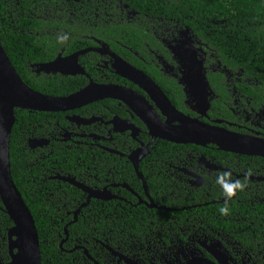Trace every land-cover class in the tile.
<instances>
[{
	"label": "flooded vegetation",
	"instance_id": "flooded-vegetation-1",
	"mask_svg": "<svg viewBox=\"0 0 264 264\" xmlns=\"http://www.w3.org/2000/svg\"><path fill=\"white\" fill-rule=\"evenodd\" d=\"M152 31L155 44L146 45V54L126 48L138 60L121 57L95 40L96 45L84 50L106 46L112 53L108 49L93 51L89 53L97 57L80 58L87 53L78 59L85 72L80 75L89 81L87 87L94 84L128 89L143 98V102L132 103L136 109L114 99L99 100L59 112L62 117L54 123L48 121L38 134L50 139H31L48 142L30 146L32 149L47 148L55 142L54 148L76 149L85 160L66 167L69 173L63 168L49 177L82 192L71 210L62 214L72 218L60 243L65 264H264V219L258 209L264 203V157L237 154L254 157L246 160L219 154L227 152L215 145L187 144L191 146L175 156L181 160L167 163L159 173L155 171L164 175V194L155 199L145 177L148 168L144 161L159 139L152 142V131L141 115L148 113L146 104L164 122L171 114L155 92L118 75L111 54L150 78L177 112L244 137L264 139V86L242 70H229L189 28L156 24ZM189 51L194 63H202V82L185 57ZM172 124L177 126L178 122ZM199 149L209 150L202 153ZM237 183L241 188L228 193L227 188ZM164 200L173 206H187L172 208L163 204ZM93 203L120 207V212L115 210L117 215H142L139 231L132 233L129 228L121 235L115 226L112 234L71 238L68 227L84 218ZM221 208L227 212L222 213Z\"/></svg>",
	"mask_w": 264,
	"mask_h": 264
},
{
	"label": "trees",
	"instance_id": "trees-1",
	"mask_svg": "<svg viewBox=\"0 0 264 264\" xmlns=\"http://www.w3.org/2000/svg\"><path fill=\"white\" fill-rule=\"evenodd\" d=\"M156 24L189 28L229 70H242L256 80V84L264 86V0H0L2 47L23 82L51 97L75 94L87 87L89 81L84 75L39 74V65L93 47L94 40L106 44L121 57L138 60L126 48L146 54V45L155 44L152 26ZM89 56L98 55L89 53L80 58ZM62 115L16 109L11 134L12 179L34 217L42 264H65L60 243L66 237L64 229L72 218L62 214L71 210L82 195L71 185L49 179L63 168L66 173L71 172L66 167L84 159L78 150L56 149L55 142L43 149L30 147L31 139H50L39 137V133L44 131L48 121L54 123ZM188 146L191 145L164 140L154 143L144 164L148 168L145 177L155 199L164 194L161 182L164 175L159 176L155 171L159 173L167 168V163L181 160L175 156ZM199 150L206 153L209 149ZM219 154L237 156L230 152ZM163 204L180 209L187 206H173L171 201L165 200ZM258 209L262 220L264 203ZM115 210L121 211L120 207H101L93 203L86 209L84 218L68 227L71 238L110 234L115 226L121 235L129 228L132 233L139 231L142 215H117ZM13 226L0 198L1 263L10 262L8 234Z\"/></svg>",
	"mask_w": 264,
	"mask_h": 264
},
{
	"label": "water",
	"instance_id": "water-1",
	"mask_svg": "<svg viewBox=\"0 0 264 264\" xmlns=\"http://www.w3.org/2000/svg\"><path fill=\"white\" fill-rule=\"evenodd\" d=\"M107 49L109 53H112L109 48L103 46L100 49L84 50L69 57L59 56L53 62L39 65L37 73L65 76L85 74L78 65L79 56L93 51L104 52ZM111 55L116 59L114 67L118 75L131 80L140 88L155 92L165 109L171 114L164 122L153 108L145 105L148 113L146 116L140 115L152 131L154 136L152 142L159 139L174 144H192L202 147L215 145L220 150L230 153L264 157V139L240 136L182 115L171 105L161 89L143 72L115 54ZM185 57L192 63L197 80L202 82V63L197 61L194 63L195 59L190 51ZM141 98L122 87L94 84L67 97L40 94L23 82L0 43V198L5 211L14 223L8 234L10 262H0V264H42L39 235L34 217L12 179L10 143L16 121L15 110L68 112L104 99L118 100L136 109L132 103L138 100L143 102ZM138 103L142 105L141 102ZM173 121L178 122V125H173ZM47 143V141L31 140L30 146H43ZM150 145L147 146L148 152ZM58 179L74 183L69 178L59 177Z\"/></svg>",
	"mask_w": 264,
	"mask_h": 264
},
{
	"label": "clouds",
	"instance_id": "clouds-1",
	"mask_svg": "<svg viewBox=\"0 0 264 264\" xmlns=\"http://www.w3.org/2000/svg\"><path fill=\"white\" fill-rule=\"evenodd\" d=\"M239 188H241V185H240L239 183H237V184H235V185L232 186V187H228V188H227V191H228V193L231 194V193H233L234 189H239ZM220 211H221L222 213H226V212H227V209H226V208H221Z\"/></svg>",
	"mask_w": 264,
	"mask_h": 264
}]
</instances>
